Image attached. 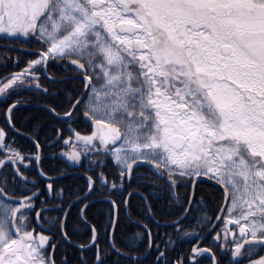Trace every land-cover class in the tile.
<instances>
[{"label": "snow or ice", "instance_id": "obj_1", "mask_svg": "<svg viewBox=\"0 0 264 264\" xmlns=\"http://www.w3.org/2000/svg\"><path fill=\"white\" fill-rule=\"evenodd\" d=\"M0 53V264H264V0H0Z\"/></svg>", "mask_w": 264, "mask_h": 264}, {"label": "trees", "instance_id": "obj_2", "mask_svg": "<svg viewBox=\"0 0 264 264\" xmlns=\"http://www.w3.org/2000/svg\"><path fill=\"white\" fill-rule=\"evenodd\" d=\"M207 185H208V183H206V182L204 184H201L199 186V188H198V194L199 193H203L205 196L208 197L209 200H211V191L212 190ZM133 203L134 204H138L139 201L138 200H134ZM182 247L185 248V249H187V248L190 247V245L187 244V243H184V244H182Z\"/></svg>", "mask_w": 264, "mask_h": 264}, {"label": "flooded vegetation", "instance_id": "obj_3", "mask_svg": "<svg viewBox=\"0 0 264 264\" xmlns=\"http://www.w3.org/2000/svg\"><path fill=\"white\" fill-rule=\"evenodd\" d=\"M9 56L11 58L15 59L16 53H10V54H3L0 53V64H3L7 59H9ZM18 71V69H16Z\"/></svg>", "mask_w": 264, "mask_h": 264}, {"label": "water", "instance_id": "obj_4", "mask_svg": "<svg viewBox=\"0 0 264 264\" xmlns=\"http://www.w3.org/2000/svg\"><path fill=\"white\" fill-rule=\"evenodd\" d=\"M206 183H208L207 181H205Z\"/></svg>", "mask_w": 264, "mask_h": 264}]
</instances>
